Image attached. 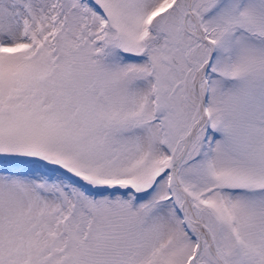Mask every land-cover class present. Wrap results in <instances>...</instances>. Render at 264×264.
I'll use <instances>...</instances> for the list:
<instances>
[{
	"label": "snow or ice",
	"instance_id": "1",
	"mask_svg": "<svg viewBox=\"0 0 264 264\" xmlns=\"http://www.w3.org/2000/svg\"><path fill=\"white\" fill-rule=\"evenodd\" d=\"M0 264H264V0H0Z\"/></svg>",
	"mask_w": 264,
	"mask_h": 264
}]
</instances>
